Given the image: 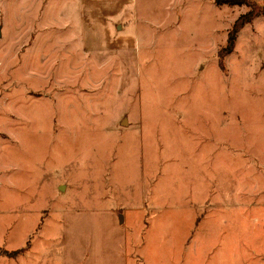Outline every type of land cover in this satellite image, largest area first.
Returning a JSON list of instances; mask_svg holds the SVG:
<instances>
[{
  "label": "rangeland",
  "instance_id": "rangeland-1",
  "mask_svg": "<svg viewBox=\"0 0 264 264\" xmlns=\"http://www.w3.org/2000/svg\"><path fill=\"white\" fill-rule=\"evenodd\" d=\"M250 8L0 0V264H264Z\"/></svg>",
  "mask_w": 264,
  "mask_h": 264
},
{
  "label": "trees",
  "instance_id": "trees-1",
  "mask_svg": "<svg viewBox=\"0 0 264 264\" xmlns=\"http://www.w3.org/2000/svg\"><path fill=\"white\" fill-rule=\"evenodd\" d=\"M219 3H250L251 8L248 10V12L242 14L234 23V27L229 32V37L227 44L222 48L221 54H226L232 52L235 46V41L238 37V31L244 27V25L251 22L256 16H259L260 14L264 13V3L260 4L253 0H217Z\"/></svg>",
  "mask_w": 264,
  "mask_h": 264
},
{
  "label": "water",
  "instance_id": "water-1",
  "mask_svg": "<svg viewBox=\"0 0 264 264\" xmlns=\"http://www.w3.org/2000/svg\"><path fill=\"white\" fill-rule=\"evenodd\" d=\"M0 34H1V30H0ZM122 218V217H121ZM122 220H123V218H122Z\"/></svg>",
  "mask_w": 264,
  "mask_h": 264
},
{
  "label": "crops",
  "instance_id": "crops-1",
  "mask_svg": "<svg viewBox=\"0 0 264 264\" xmlns=\"http://www.w3.org/2000/svg\"><path fill=\"white\" fill-rule=\"evenodd\" d=\"M18 255V254H17Z\"/></svg>",
  "mask_w": 264,
  "mask_h": 264
}]
</instances>
